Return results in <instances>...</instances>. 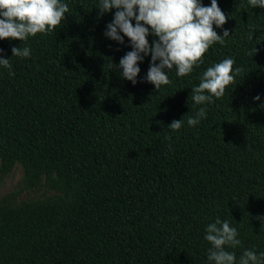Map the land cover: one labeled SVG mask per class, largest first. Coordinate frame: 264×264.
Segmentation results:
<instances>
[{"label":"trees","instance_id":"16d2710c","mask_svg":"<svg viewBox=\"0 0 264 264\" xmlns=\"http://www.w3.org/2000/svg\"><path fill=\"white\" fill-rule=\"evenodd\" d=\"M62 2L69 12L54 31L0 40L14 73L0 67V169L18 163L29 186L43 177L63 194L15 206L0 198V264H209L205 228L217 218L238 232L241 245L228 249L237 261L264 252V8L217 0L226 22L213 30L229 37L155 89L150 54L135 84L116 67L132 48L105 36L115 9ZM13 47L31 54L12 57ZM227 58L242 69L234 83L195 105L192 88ZM201 107L206 118L189 126Z\"/></svg>","mask_w":264,"mask_h":264},{"label":"clouds","instance_id":"9594fccd","mask_svg":"<svg viewBox=\"0 0 264 264\" xmlns=\"http://www.w3.org/2000/svg\"><path fill=\"white\" fill-rule=\"evenodd\" d=\"M248 2L253 8H264V0ZM113 9L114 18L106 26L105 36L119 44L124 43V37L131 42L132 51L126 53L116 67L122 69V77L133 84L140 72L138 63L149 54L151 62L146 80L158 89L171 83L170 71L175 69L179 77L189 75L194 66L203 63L202 57L210 45L223 43L229 37L227 30L222 36L213 30V24L220 27L226 22L217 0H211L209 7L202 6L198 0H100L97 10L102 16ZM68 12L69 6L62 0H0V40L25 41L38 33H50ZM150 33L156 37L151 46L147 39ZM30 54L28 47L12 48V57L27 58ZM234 63L232 58H227L207 68L199 85L191 90L195 105L211 104L213 97L219 99L224 95L226 87L233 84L242 71L239 67L234 69ZM0 67L7 68L10 76L14 75L10 59L0 57ZM259 99V96L254 97V100ZM206 114L207 109L201 107L187 119V124H199ZM183 124L182 119L174 120L168 128L178 131ZM237 237L238 232L229 221L217 218L209 223L204 237L211 245L209 264H264V252L257 255L254 250H245L237 261L235 252L228 250L241 245Z\"/></svg>","mask_w":264,"mask_h":264},{"label":"rangeland","instance_id":"374dc122","mask_svg":"<svg viewBox=\"0 0 264 264\" xmlns=\"http://www.w3.org/2000/svg\"><path fill=\"white\" fill-rule=\"evenodd\" d=\"M0 198L15 206L22 202L58 200L62 192L48 188L41 177L35 186H29L22 166L16 163L10 170L0 169Z\"/></svg>","mask_w":264,"mask_h":264}]
</instances>
